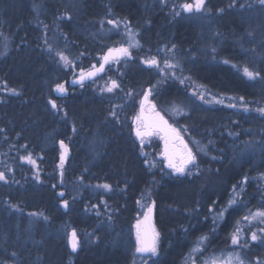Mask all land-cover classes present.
Here are the masks:
<instances>
[{"label":"rangeland","instance_id":"rangeland-1","mask_svg":"<svg viewBox=\"0 0 264 264\" xmlns=\"http://www.w3.org/2000/svg\"><path fill=\"white\" fill-rule=\"evenodd\" d=\"M20 1L24 2L25 0ZM71 1L72 0H66L67 3ZM133 1L137 7V14L134 16L131 12L128 13V16H122L123 13L117 15L116 12L118 8L120 10L124 8L123 4H120L118 1L109 0L103 10L104 13L102 11L101 14H105V16L89 21L91 29L89 31V27L86 32L87 34L83 33L82 36L87 37L88 41L89 39L93 42L96 41L98 46H104V51L103 53H99L98 47H96L97 45L94 46V48L92 47V54L89 56L91 61L87 66H85L83 54H76V52L84 48L85 45V42L79 39L80 35L73 41V53L69 51L72 47L70 46V41L61 33L60 28L53 27V32L60 42L62 53L67 56L72 63L65 65L60 61L59 56L55 62L57 61L58 65H60V69L64 71V75H66L71 82L75 77L80 75L81 70L86 71L93 65L98 66L103 54L109 48H119L120 46L129 47L130 43L133 46L130 48L131 55L120 59L122 64L119 63L120 60L106 64L104 69L105 73L103 72L99 77L88 82L89 84L85 83L83 86H78L79 89L76 90V92L83 94L82 98L86 95H93L101 102L102 128H104V131L102 132V130L98 128H91L84 139L81 141L76 140L72 145H69L68 142H63L62 147L61 141L57 142V172L62 187L59 189V197L62 198L60 199L61 201H58V205L61 206V204H65L66 201L67 207H65V210H62L65 213L61 218L64 224L55 226L49 234L51 233V236L55 240H58L59 243L64 246L63 248H66L70 254H77L79 252L89 253L92 243L95 244L97 240V236H102V234L105 235L106 233L108 237L110 236V239L108 238L109 241L114 244L121 243L122 247L130 253L128 264H156L162 251L171 248L172 239L179 236L182 240L185 239V241H183L185 247L179 252V264H193V261L195 264H203L205 260L212 256H227L228 253H239L244 264H264V242L260 239L252 241L250 238L252 232H256L259 235V230L264 228V223H260L258 220L249 223L242 219L245 216H249L251 212H255L257 209H264V164L260 170L256 169L257 164L261 165V161L256 156L257 154H261L264 150V130L257 127H247V131L250 133H254L255 131L252 137L247 138L245 142L242 141L245 138L242 140L234 138L232 139L233 144L230 145V148H233L240 159L246 160L250 158L254 170L248 175L244 174L242 182L231 183L229 186L219 189L218 191L209 189V178H214V176H211V171L213 174V166H215V159L212 155L214 153L212 150L216 149V147L210 139L211 136L203 132L206 128L205 126H200L199 128L192 121L189 122L187 119L189 112L193 110L196 114H209L212 115L213 118H218L221 114L225 115L224 113L228 112L231 118L241 114L246 120L249 119V115L247 111L240 113L238 109L231 106L234 104L229 102L226 106L225 103L216 102L217 98L214 92L204 89L197 82L186 83L184 76L186 74V64H193L194 60L197 61L196 57H199V62L202 61L212 66L213 64H217L219 66L228 67L231 72L238 74L240 78L247 82H253L259 79L258 77L249 79L244 74L243 69L247 67L245 65L246 63L236 62L233 64L226 60L221 61L220 58L216 56V51L211 49L208 42L216 36L212 32L209 33L212 25V19L210 20L212 14L207 9V2L209 0H206L205 7L201 12L191 13L185 12L181 6L184 3H192L193 0ZM254 1L255 0H235V2H233V0H230L233 5H236L238 10L242 7L241 5L250 6ZM237 2L240 3V7L237 5ZM146 14H152V16L159 15L158 18L156 16V19L158 20L161 18L164 20V23H160V20L158 21L159 26L163 25L160 26V28L162 36L163 34L167 36L165 39L161 36L162 40L158 39L160 42L146 40L143 30L147 29L149 20L147 17H142L143 15L146 16ZM69 19L70 16L68 15L64 17V21L66 22L64 24H67ZM109 21H114L115 23L111 24ZM188 22L191 23V29L194 30V32L196 31L195 39H193V41H196V44L188 45L181 49V46H177L174 39H172L174 35L168 32L170 30L173 32L171 28L176 27L177 23ZM47 31L48 30H43L42 32V42L43 44L45 43L46 48L49 50L52 44L45 40V36L46 33L52 34V30H49V32ZM129 33L132 34L131 39L129 38ZM57 39L52 36L50 37V41L53 44L57 43ZM236 43L240 45L239 41ZM0 45L1 61L6 58L10 50L8 38L4 37L1 39ZM45 52L50 56L49 60L51 61V56L55 54L57 56L58 48L56 46L55 52L46 50ZM242 52L246 53V50L242 49ZM66 53H70V57ZM153 57L160 61V68H164L165 60L177 64L178 67L162 73L158 68L150 67L143 62ZM173 73L175 74L174 76ZM125 74L128 75L125 76ZM150 78H152L151 80L153 81L147 85V81L150 80ZM175 78L178 82L183 81L180 89L181 98L171 101L170 98H173L174 95L170 92H166L163 87L165 85L170 86L168 84H173L171 81H174ZM113 80L119 84V88L115 89L113 92H102L101 89L105 88L106 85L110 84ZM59 82H61V80ZM60 85L64 86L62 83H60ZM2 86L4 87L2 88ZM147 87L151 90L149 96L151 103L156 109L163 113L168 121L169 118L174 121L173 123L169 121L171 127L184 136L190 149L196 155L197 167L191 168L192 175H181L175 173L171 169L165 167L161 168V166H164V161L161 158L160 146L156 149L154 145L156 140H160L158 134L155 133L152 137L143 139V144H141V140L136 141L133 136L132 120L138 114L139 99ZM29 88H33V86L30 85ZM12 89H14L15 92L11 91ZM186 89L190 90L186 91ZM52 90L61 99L58 103L50 99L48 102L49 106L54 111H62L65 117H75L76 115L74 113L77 112H73V109L72 111H68V116H66V112L60 109L63 107L62 105L67 106L71 104L68 103L67 97H64L66 91L63 93L58 92L56 90V85L53 86ZM7 94H11V97L4 103L7 108H9V104L13 101L17 105L22 106L21 102L23 101L20 97L18 98L19 93L17 88L13 87L6 89L5 83L0 82V99ZM201 95L204 96L203 100L200 99ZM229 100H232V98H228V101ZM52 101L56 103V108L52 107ZM1 105H3V103L0 102V106ZM113 112L115 115H113ZM59 122L60 119H57L56 123L59 124ZM65 125H67L66 128L72 132L71 127H73V125L69 118ZM221 126L223 130L228 128L225 125ZM112 131L117 134L122 133L124 136L126 133H130V135L133 136L132 139L138 143V145L135 144V147L142 148L137 162L143 165L145 175L153 170L154 174L160 173L161 177L171 179L172 183L180 190L186 189L185 185L190 182L192 183L190 186L192 189H188L189 191L184 190L185 195L188 194L190 199L192 198L191 203L186 205V209L178 208L179 206L171 204V199L162 198L159 209L156 211L154 224L155 231L159 233L157 254L155 256L151 254L140 256L135 253L137 245L134 223L143 218L150 205H157L156 200L152 199L146 186H141V184L145 182V179L137 178L138 182L135 181L132 185V178L129 177L127 178V186L122 183V181H118L113 185L110 184L109 176H107L109 162L111 161L109 155L112 153L110 151L112 150L111 146H113L114 142ZM227 132L228 131H225V133ZM208 133L210 134V131H208ZM228 133L229 134L226 135L233 137L230 132ZM214 135L220 138L218 132ZM256 135H258V137H256ZM34 136L40 138V142H48V144L53 142L52 139H47L49 137V132L45 133V131H41ZM6 138L1 142L3 154H0V171L5 173V180H0V217H10L8 219L10 220L12 219L11 214L19 212L16 210V206L11 205L10 202L3 197L7 194V189L9 190L10 187H13L7 180L10 179L15 181L14 176L20 175L27 169L33 171L35 176H37L38 156L31 154L33 152L30 146H27V142L24 143V139L18 140L15 135L8 139ZM25 138L28 139V137ZM30 140L31 139H28L27 141ZM197 141L199 144L195 143ZM209 141H211V143H209ZM40 147L42 148L41 144L39 145V148ZM201 147H204L205 151L201 152ZM27 152L31 154L32 159L35 160V164L21 159V157L29 155ZM62 153L65 159L63 167L61 168L60 156ZM106 155H108V157ZM145 161H148V163H145ZM99 165L100 167H98ZM113 176L116 177L117 174ZM107 178L108 180H106ZM64 182L65 185L62 186ZM245 182L251 185L252 189L250 193L252 195H258L259 199L262 198L263 203L256 202L254 205L248 206L246 201V196H248V194L245 190ZM105 184L110 187L105 189L103 187ZM205 189H207V192L203 193ZM128 190H131L132 194L129 193ZM60 193H63V195L61 196ZM237 193H239L237 203L232 207H228L229 201L235 198ZM127 194H130V197L126 201ZM193 194L195 195L194 197ZM116 202L120 205V209H118L119 206L115 204ZM237 206H241L242 208L241 216L236 220V222L238 220L240 221L239 227L243 229L240 242L245 241L246 243L242 242L244 244L240 243L239 245H233L230 240L228 243L221 242L216 245L211 244L209 239L214 236L215 230L224 219L226 212L230 209H235L234 207ZM221 209H227L223 212L222 217L220 215ZM121 210L123 211L122 214ZM119 214H121L120 218H118ZM26 215L27 216L19 219L17 214L14 224L13 226L11 225V227L17 230L21 228L22 225L26 227L28 231H26L27 234L25 239L29 242L33 241V229L36 224L45 228L49 226L52 227L44 218L34 213H28ZM88 216H90V220L92 221L90 224L91 230L87 229V225H84L82 228L79 226V223L84 222ZM170 216H174L173 220L176 221V224L170 223ZM183 218H185V221L193 222L191 225L192 232H186V226L184 223L182 224ZM21 219H24L26 224H21ZM157 219H159V221ZM236 222L234 223L233 232L237 227ZM75 224L78 225L76 226ZM72 231H75L79 242L75 251H73L71 246ZM30 233H32L31 236ZM3 234L5 233L0 231V243H3L7 238V236ZM92 235H94L95 238ZM201 237H206L207 239L204 240L203 244L200 246V252L193 253L192 250L197 246V241ZM25 239L21 238V241L23 242ZM253 244H257V246L255 245L256 247L250 249V246ZM259 248L260 252H256ZM0 251L3 250L1 249ZM0 255H2V253H0ZM73 257V255L66 256L68 261L73 259ZM0 264H17V262H7L6 258L0 257ZM35 264H43V261H35Z\"/></svg>","mask_w":264,"mask_h":264},{"label":"trees","instance_id":"trees-1","mask_svg":"<svg viewBox=\"0 0 264 264\" xmlns=\"http://www.w3.org/2000/svg\"><path fill=\"white\" fill-rule=\"evenodd\" d=\"M108 1L72 0L67 3L66 0H25L24 2L20 0H0V44L1 39L4 37H7L10 43V50L6 58L0 61V82L5 83L6 89L17 88L18 98L20 97L23 101L21 102L22 106L17 105L13 101L7 108L4 103L11 97V94L4 95L0 99V102L3 103L0 106V154H3L1 142L4 138L7 137L6 139H8L15 135L18 140L24 139V143L27 142V146H30L33 152L31 154L38 156L37 176L39 177L37 178L33 171L26 168L27 170H24L20 175L14 176L15 181L7 180L13 187H10L9 190L7 189V194L3 197L11 205L16 206V210L19 212L11 214L12 219L10 220H8L10 217H0V231L7 236L6 240L0 243V250H3L0 251L2 253L0 257L6 258L7 262L35 264V261L39 260L43 261V264L129 263L130 253L122 247L121 243L114 244L109 241L110 236L108 237L106 233L105 235L97 236V240L95 244L92 243L89 253L79 252L77 254H70L58 240L51 236V233L49 234L55 226L64 224L61 218L65 215L61 206L58 205V201L62 198L59 197V189L62 187L57 172V142H68L69 145H72L76 140L81 141L84 139L91 128H98L102 132L104 128H102L101 102L93 95H86L82 98L83 94L76 92L79 87L70 85L71 81L64 75V71L60 69L57 61L55 62L58 55L51 56L50 61V56L45 50L55 52L57 46L58 52H62L60 42L53 32V27L60 28L61 33L70 41V46L72 47L69 51L73 53V41L80 35L79 39L85 42V45L76 54H83L85 66H87L91 61L89 56L92 54V47L94 48L97 45L98 52L103 53L104 46H98L96 41L93 42L91 39L88 41V38L83 37L82 34H87L89 27L90 31L91 25L89 21L105 16V14H101ZM112 1H118L123 4L124 8L122 10L118 8L117 15L123 13L122 16H128L130 12L133 13V16L137 14V7L133 0ZM237 5L240 7V3L237 2ZM207 9L212 14L210 18V20L212 19V25L209 33L212 32L216 36L208 43L211 49L216 51V56L221 61L226 60L233 64L244 62L251 71L259 73V80L247 82L240 78L238 74L231 72L228 67L217 64L212 66L202 61L199 62V57H196L197 61L194 60L193 64H186V74L184 76L186 83H199L204 89L214 92L216 100L222 101L225 106L228 102L236 105L235 109H238L240 113L245 111L240 106L242 103L246 104L248 108V120L244 119L241 114L231 118L230 113L225 112V115L221 114L220 117L213 118L209 114H196L193 110L189 112L187 117L189 122L192 121L199 128L200 126L206 127L203 132L211 136L210 139L216 147V149L212 150L215 166H213V174L211 171V176H214V178L211 176L209 178V189L218 191L231 183L242 182L244 174L248 175L254 170L250 158L242 160L238 157V154L236 155L233 148H230V145L233 144L232 139L238 138L242 140L245 138L242 140L245 142L247 138H251L255 131L250 133L247 131V127H257L264 130V113L257 111L260 108H264V5H261L259 0H255L252 5L242 6L238 10L236 5H233L230 0H209ZM220 9H223V11H219ZM67 15L70 16V19L67 24H64L66 23L64 17ZM150 16L152 14L142 16L143 18L147 17L149 20L147 29L143 30L144 37H146V40L160 42L162 40L160 26L163 25L159 26L158 20H160V23H164V20L161 18L157 20L156 16L158 18L159 15ZM190 24V22L177 23L176 27L171 28L173 32L171 30L168 32L174 35L172 39H174L177 46H181V49L185 46L196 44V41H193L196 31L194 32L191 29ZM43 30H48L47 32L52 30V34L46 33L45 36V40L52 44L51 51L42 42ZM51 36L57 39V43H51ZM162 37L165 39L167 36L163 34ZM237 41H239L240 45L236 43ZM242 49H245L246 53L242 52ZM66 54L69 57L71 55L70 53ZM119 63L122 64L121 60ZM127 75L125 74V76ZM151 79L147 81V85L153 81ZM60 80L61 82H59ZM171 82L173 84H168L170 86L165 85L163 89L165 88L166 92L174 95V99L170 98L171 101H174L181 98L180 89L182 85L181 81L178 82L176 78ZM58 83L64 84L66 88L64 97H67L68 103H71L67 106L62 105L63 107L60 109L66 112V116H68V111L73 109V112H77L74 113L75 117H65L62 111V113L60 110L54 111L49 106L48 102L50 99L57 103L61 99L52 90L53 86ZM29 84L33 88H29ZM189 90L186 89V91ZM241 97H243V101H241ZM228 98H232V100L228 101ZM68 118L73 125L71 127L72 132L65 125ZM57 119H60L59 124L56 123ZM169 121L170 123L174 122L171 118H169ZM221 125H225L228 128L223 130ZM207 130L210 131V134ZM41 131L49 132L47 139H52L53 142L49 144L48 142H40V138L34 135ZM225 131L230 132L233 137L226 135L229 133H225ZM217 132L220 138L214 135ZM112 136L114 137V142L113 146H111L112 150L110 152L112 153L109 155L111 161L107 170L110 184L115 185L118 181H122L127 186V178L130 177L133 185L135 181L138 182L139 178H144L145 182L143 181L144 183L141 186H146L152 199L156 200V211L159 209L162 198L171 199V204L179 206L178 208H187L186 205L191 203L192 198L190 199L188 194L185 195L184 190L189 191L188 189H192L190 188L191 182L187 184L188 186L185 185L186 189L180 190L172 183L171 179L161 177L160 173L154 174L152 170L145 175L143 165L137 162L142 152V148L135 147V144L138 145L137 140L134 141L130 133H126L124 136L122 133L117 134L112 131ZM25 137L31 140L27 141L28 139ZM159 141L156 140L154 144L156 149L160 146ZM40 144L42 148H39ZM106 156L108 157V155ZM256 157L261 161V165H256V169L260 170L264 164V150L261 154H257ZM114 174H117V176L114 177ZM245 184V190L248 194L246 196L248 206L250 207L256 202L263 203L262 198L259 199L258 195L250 193L252 189L250 183L245 182ZM64 185L65 182L62 186ZM206 190L203 193H206ZM128 191L131 193V190ZM129 197L130 194H127L126 201ZM115 204L120 209V205L117 202ZM234 208L226 212L224 219L215 230L214 236L209 239L211 244L228 243L231 240L234 223L242 213L241 206ZM122 212L121 210V214ZM28 213H34L44 218L52 226L45 228L36 224L33 229L32 242L25 239L26 231H28L26 227L22 225L18 230L11 227L17 214L20 219L27 216L26 214ZM121 214L118 215V218H120ZM173 218L174 216H170V223L176 224ZM90 219V216H88L84 222L79 223V226L82 228L87 225V229L91 230L90 224L92 221ZM157 220L159 221V219ZM20 223L26 224L24 219H21ZM183 223L186 226V232H192L191 225L193 222L185 221V218H183ZM75 225L77 226L78 224ZM31 235L32 233H30ZM92 236L95 238L94 235ZM21 238L25 240L22 242ZM172 240L171 248L162 251L156 264H179V252L185 247L183 242L185 239L182 240L179 236ZM242 242L246 243L245 241L240 243L244 244ZM255 245L257 246V244L251 245L250 249L256 247ZM256 252H260V248ZM67 255H73L74 257L68 261Z\"/></svg>","mask_w":264,"mask_h":264},{"label":"snow or ice","instance_id":"snow-or-ice-1","mask_svg":"<svg viewBox=\"0 0 264 264\" xmlns=\"http://www.w3.org/2000/svg\"><path fill=\"white\" fill-rule=\"evenodd\" d=\"M206 0H193L192 3H184L181 7L185 12H201L205 7ZM235 2V0H233ZM259 3L261 5H264V0H259ZM243 6V5H241ZM219 11H223V9H220ZM179 14V13H177ZM109 23L114 24V21H109ZM132 34L129 33V38L131 39ZM133 45L130 43L129 47H119V48H109L107 53L104 54L102 58V62L100 63V67L97 69L95 65L92 66L93 70L89 71L85 74L83 70H81L80 73V84L83 86V82L86 79H91L96 76L97 72H102L104 70L105 64H109L112 61H119L121 58H126L131 55L130 48ZM51 51V48H49ZM57 55L59 56L60 61H62L65 65H69L72 62L69 60L67 56H65L62 52H58ZM145 64L149 65L150 67L158 68L162 73L166 72L167 70L175 69L178 67L177 64L170 63L169 61H164V68H160V61L153 57L151 59H146L143 61ZM244 74L249 79H255L259 76V73L253 72L249 70L247 67L243 69ZM175 74L173 73V76ZM183 83V81H181ZM119 88V84L113 80L110 84L106 85L105 88H102L101 91H107V92H113L115 89ZM56 90L58 92L63 93L66 91L63 85H56ZM11 91L15 92L14 89ZM150 91L146 92L144 95V99L140 103L141 107V114L136 117L135 124V135L138 139L141 140V144H143V139L145 136L151 135L153 131H163L165 132L164 141V152L163 156L167 162L168 168L172 169L175 173L178 174H188L192 175L191 168L197 167V158L196 155L192 152V150L187 146L186 143H184L183 139L179 137L178 133H176L175 129H170V126L167 125V121L163 119L162 116H160L158 113L155 114V119L151 123H145L143 113L145 110V102L148 100V96L150 95ZM200 99H204V96L201 95ZM241 101H243V97L240 98ZM211 102V101H209ZM219 103H222V101H216ZM52 107L56 108L57 105L54 101L51 102ZM232 107H235L236 105H231ZM241 107L244 108L245 111L248 110L246 104H241ZM152 111H154V106H151ZM257 111L264 113V108H260ZM113 115L115 113L113 112ZM171 131L172 133H176V139L180 141L179 148L170 147L169 139H168V133ZM199 144V142H195ZM211 143V141H209ZM61 146L63 147V142L61 141ZM26 147V146H22ZM200 151H205L204 147L200 148ZM21 159L26 160L29 163L35 164V160L32 159L31 154L29 153L28 156L21 157ZM65 156L62 153L60 156L61 160V168L63 167ZM145 163H148V161H145ZM37 178H39L37 176ZM0 180H5V173L0 171ZM105 189H108L110 186L105 184L103 185ZM235 187V186H234ZM62 196L63 193H60ZM239 196V193L236 194V197L231 199L229 201L228 207H232L237 203V198ZM65 207H67V202L65 201ZM227 209H221V217L223 215V212ZM151 212L152 208L149 207L147 213L145 214V219L143 222L137 221L136 225V252L142 253V254H151L152 256H155L157 254V240L159 237V233L155 231L154 228L151 227L150 220H151ZM243 220L251 223L254 220H258L260 223H264V209H257L255 212H251L249 216H245L242 218ZM237 227L235 228V231L231 234V241L233 245H239L240 244V238L243 233V229L239 227L240 221L237 222ZM251 240L257 241L258 239L262 240L264 242V228H261L259 230V235L256 232L251 233ZM206 237H201L197 241V246L193 248V253L200 252V246L203 244L204 240H206ZM78 239L76 237L75 231L72 233V240H71V246L73 251L76 250L78 247ZM15 255V254H13ZM193 264L195 262L193 261ZM203 264H244L243 260L241 259L239 253H228L227 256H221V257H215L212 256L209 259L205 260Z\"/></svg>","mask_w":264,"mask_h":264},{"label":"water","instance_id":"water-1","mask_svg":"<svg viewBox=\"0 0 264 264\" xmlns=\"http://www.w3.org/2000/svg\"><path fill=\"white\" fill-rule=\"evenodd\" d=\"M120 47H121V46H120ZM123 47H125V46H123ZM107 51H108V50H107ZM107 51H106L105 53H107ZM105 53H104V54H105ZM104 54H103V56H104ZM103 56H102V58H103ZM121 59H122V58H121ZM101 62H102V59H101ZM101 62H100V63H101ZM105 65H106V64H105ZM99 67H100V64H99L98 66H96L97 69H98ZM104 69H105V67H104ZM92 70H93V68L91 67V68L87 69V70L84 71V72H85V74H86V73H88L89 71H92ZM103 72H104V70H103L102 72H97V74H96L95 77H93V78H91V79H86V80L83 82V84L88 83V82H91V81L94 80L95 78L99 77ZM79 80H80V75H78L77 77H75V78L73 79V81L70 83L71 86H75V85L80 86L81 84H80ZM149 90H150L149 87L146 88V90L142 93V95H141V97H140L139 105H138V114H137V116L141 114L140 103H141V101L144 99V95H145V93H146V92H149ZM149 96H150V95H149ZM149 96H148V100L145 102V110H144V113H143V117H144V121H145V123H151V122L155 119V114L158 113L160 116L163 117V119H164L165 121H167V125L170 126V129H173V128L171 127V125H170L168 119L163 115V113H162L161 111L157 110V109L155 108V106L151 103V101H150V99H149ZM151 106H154V111H152ZM137 116H136V117H137ZM136 117H134L133 120H132V134H133V136L135 137V139H136L137 141H140V139H138V138L136 137V135H135V128H136L135 120H136ZM155 133H157V134L159 135V138H160L161 158L164 160V166H165L167 169H170V168H168V166H167V162H166V160H165V158H164V156H163L164 145H165V141H164V138H163V137L165 136V132H163V131H153L151 135L145 136L144 138L152 137ZM176 133H178V132L176 131ZM176 133H172L171 131H169V133H168V139H169L170 147L179 148V146H180V141H179L178 139H176ZM178 135H179V137H181V138L183 139L184 143H186L187 146L189 147V145H188L187 141L185 140L184 136L181 135L180 133H178ZM189 148H190V147H189ZM60 162H61V160H60ZM171 170H172V169H171ZM150 207L152 208L150 224H151V227L154 228V221H155V218H154V210H155V206H154V204H152V205H150ZM61 208H62V210H65V204H64V203L61 204ZM147 211H148V210H147ZM144 219H145V215L143 216V218H142L140 221L143 222ZM136 225H137V221L134 223L135 231H136ZM72 233H73V231H72ZM135 253L138 254V255H140V256H147V255H148V254L138 253V252H136V249H135Z\"/></svg>","mask_w":264,"mask_h":264},{"label":"bare ground","instance_id":"bare-ground-1","mask_svg":"<svg viewBox=\"0 0 264 264\" xmlns=\"http://www.w3.org/2000/svg\"><path fill=\"white\" fill-rule=\"evenodd\" d=\"M148 88V87H147ZM150 89V88H149ZM136 117V116H135ZM154 218H156V210H154Z\"/></svg>","mask_w":264,"mask_h":264}]
</instances>
